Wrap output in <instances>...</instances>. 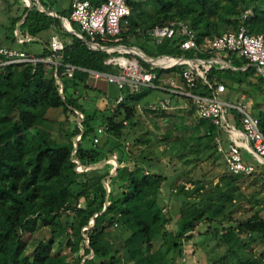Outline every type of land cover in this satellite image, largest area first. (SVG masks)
Wrapping results in <instances>:
<instances>
[{"label": "trees", "instance_id": "trees-1", "mask_svg": "<svg viewBox=\"0 0 264 264\" xmlns=\"http://www.w3.org/2000/svg\"><path fill=\"white\" fill-rule=\"evenodd\" d=\"M126 1L132 13L121 41L99 42L109 48L138 46L149 58L166 56L176 62L138 57L143 67L157 73L156 83L191 66L199 74L195 93L214 95L217 78L229 90L245 83L264 94V72L256 79L258 68L248 60L233 55L232 67L221 68L224 62L216 55L181 48L179 34L161 43L148 35L149 29L171 21L188 23L199 46L242 25L250 33H264V0ZM29 2L33 6L24 9L27 15L19 25L22 36L54 29L65 37L63 64L79 69L67 77L60 65L57 78L44 63L35 71L29 64L0 68V264H186L180 261L185 244L193 256L202 252L198 264H264V248L258 254L251 249L254 243L264 244V216L256 211L246 219L234 218L248 202L251 210L258 204L244 187L261 182L264 189V164L258 161L251 175L223 171L215 183L197 177L198 163L218 153V136L232 131L200 118L191 101V107L177 110L184 113L182 125L175 124L178 129L169 128L162 137L169 143L175 136V152L167 163L155 159L150 129H139L150 113L168 121L175 112L148 108L144 102L155 90L151 87L133 91L127 86L124 100L110 103L106 92L89 83L88 72L118 74L120 68L107 62L110 54L66 28L71 6L59 17ZM11 26L13 31L15 24ZM140 40L151 42L153 51ZM49 53L47 42L38 55ZM199 60L214 61L204 75ZM224 69L230 72L229 81L220 76ZM232 115L241 127L238 113ZM256 115L264 132V110ZM99 126L104 131L94 143Z\"/></svg>", "mask_w": 264, "mask_h": 264}, {"label": "built area", "instance_id": "built-area-1", "mask_svg": "<svg viewBox=\"0 0 264 264\" xmlns=\"http://www.w3.org/2000/svg\"><path fill=\"white\" fill-rule=\"evenodd\" d=\"M131 13V7L126 0H105L100 4H94L91 0H72L70 18L66 19L67 29H71L70 21L78 24L81 32H74L73 34L87 43L100 45L102 49L110 54L107 62L120 68L118 74L88 70L90 76L117 86L120 94L116 99V104L124 100L122 91L127 86L133 91H139L142 87H151L155 90H163L171 97H182L185 100L184 108L191 107L192 103L200 118L211 121L218 128L226 124L228 130L232 132L237 130L236 118L232 115L233 111H236L239 115L238 121L241 124L239 136L251 152L257 156L259 161L264 164V132L260 128L259 117L251 113L250 104L246 102L245 96L235 102L224 100L221 96L226 93L227 86L217 78L214 80L216 85L214 95L195 93L193 89L197 87L199 74L191 66L185 68L178 75L165 77L163 83L158 84L156 83V80L159 79L157 73L143 67L138 59L139 56L149 58L144 51L143 55L142 53L131 51L122 45L109 48L100 44L99 41L104 43L121 41L122 37L120 34L124 26L129 24ZM176 34L183 37L181 48L185 50L198 49L202 52L214 54L229 67H232L231 59L229 58L236 55L248 60L250 65H255L262 72L264 71V33H250L247 27L242 25L236 31L210 38L202 46H199L196 32L185 21H171L166 25H156L148 30L150 39L155 43H161L165 38H172ZM70 41L68 39V42ZM65 45L64 40L58 35H53L50 39V53L46 56H39L13 47L0 46V68L15 64H29L34 67L33 71H35V67L39 63H44L49 69L54 71L58 78V68L63 65L65 68L63 74L67 77H72L75 70L79 69V67L70 63L63 64ZM128 53L133 57L126 56ZM159 58L158 60L151 58L148 60L167 62L166 60L168 59L166 56ZM197 62L203 65L202 74L204 75L214 61L199 60ZM175 63L172 61L171 64ZM169 96L150 103L148 108L167 111L174 109L172 98ZM142 105L145 106L143 103L138 105L141 110H143ZM103 131L104 128L99 126L94 137V143L99 142ZM216 145L217 151L224 157L227 171L246 175L254 173L256 165L245 159L242 149L238 145L229 143L226 147L220 136L216 140ZM186 259L184 261L182 259L181 263L185 262Z\"/></svg>", "mask_w": 264, "mask_h": 264}, {"label": "rangeland", "instance_id": "rangeland-1", "mask_svg": "<svg viewBox=\"0 0 264 264\" xmlns=\"http://www.w3.org/2000/svg\"><path fill=\"white\" fill-rule=\"evenodd\" d=\"M62 1H68V0H62ZM65 3V2H63ZM37 6V5H36ZM39 8V6L37 7ZM41 8V7H40ZM42 9V8H41ZM6 10L9 11V8L7 7ZM43 10V9H42ZM6 11V15H7V12ZM44 11V10H43ZM46 12V11H45ZM9 26V25H8ZM7 26V28H8ZM75 28H77L78 30H80L81 32V29L79 27L78 24L74 23L73 25ZM1 30V28H0ZM9 30H11L9 28ZM9 42V41H7ZM12 42H9V44H11ZM139 44L141 46H143L148 52H151L153 51L154 49V45L149 42V41H146V40H140L139 41ZM12 45V44H11ZM13 47H17L19 49H23V50H26V51H30V52H33V53H36L38 52L39 50V45L37 42L35 41H32V42H28V43H22L21 41H17L16 43H14ZM137 48H139L137 46ZM232 60V57L229 58ZM223 64V63H222ZM221 68H224V67H229L227 64L224 63V65H221L220 66ZM258 68V67H257ZM229 70H223L220 72V76L221 78H223L224 80H227L229 81L230 80V74H229ZM263 75V72L258 68V70L255 71V78H261ZM256 79H253L254 82H257ZM264 80V79H262ZM262 84H264V81H262ZM246 90V92H245ZM159 91H162V90H153L151 93H150V96H155V95H158V94H161V92ZM163 92V91H162ZM229 93L231 94H226V95H222L221 97L224 99V100H229V101H236L237 99H241L242 96H245L246 98V102H248L250 104V111L252 114H257L259 110H264V95L263 93H261L260 91H258L256 88H252L250 87L248 84H243L242 85V88L240 87V89L237 87V85L235 86V88L233 87V89H231V91H229ZM237 97V99H236ZM152 103V102H151ZM142 108L144 110V105H142ZM178 109L180 108H174L170 111L172 112H175V115L173 117H171L170 120L166 121L164 116H160V117H153V114H149L148 118L145 119V127H141V129H139V131H145V129H150L149 131H151V138H152V141H153V149L155 150L154 152V155L155 156V159L157 158H165L164 160L166 161V163L169 161V158L167 159L166 157L169 156L175 152L174 150V147L172 145L171 142L174 141L175 139V136H171V142L167 143L165 141L162 140V137L164 136V134L167 132V130L169 128H173L175 130H177L178 128L176 127V125H182V118L184 117V113L182 112H179L177 111ZM188 122V121H187ZM190 122V121H189ZM188 122V123H189ZM98 125L100 123H97ZM176 124V125H175ZM184 126V125H183ZM238 130H241V127L237 124L236 125ZM185 128V127H184ZM186 130V129H185ZM185 133V132H184ZM190 134L189 132L186 133V135ZM230 136H231V140L232 141H235L234 144L238 145V146H242L244 141L241 139V137L236 134L235 132H229ZM98 143V142H97ZM219 156V157H218ZM218 156H211L208 160H205L203 162H199L198 163V166L196 167V169H194V173L197 177L199 178H205L206 179H210L213 181V183L217 182L218 181V175L220 173H222L223 171H227L226 169V164H225V161H224V157H222L221 154H219ZM216 157H218L216 159ZM250 162L254 163L255 165L258 163L259 159L257 158V156H253V157H250L249 158ZM195 162H191V164H194ZM182 167L181 164L178 165V168ZM154 169H157V165H155ZM168 170V168H167ZM221 170V171H220ZM179 179H181L179 177ZM185 182V181H184ZM186 185L188 187H191V184L190 183H186ZM209 187H211L209 184H208ZM261 186H262V183H257V185L255 186H251L250 188L244 187V190H245V193L248 197H250V195L252 193H254L253 195V198L254 200H258V204L254 205V208H249L251 207L252 204H250L248 202V204H246V206H244V208L242 210H239L238 212H236L234 214V218H237V219H246L248 218L249 216H251L254 212L256 211H259V213L261 215L264 216V189H261ZM168 194V193H166ZM254 200L252 199V203H254ZM180 203L179 202H175V210L177 211L178 209L180 210ZM224 219V218H223ZM224 221H228L227 219H224ZM173 226H175V223L173 222L171 225L169 224V227L172 228ZM40 235V233H39ZM38 235V236H39ZM201 242V241H200ZM199 242V243H200ZM185 248H186V254L184 253L185 256H183L181 259H183V261L186 259V264H198V261L199 259L202 257V252H198V255L196 256H193L189 251V248L187 244H185ZM264 248V244L263 243H254L252 245V251L255 252V253H260ZM201 255V256H200ZM182 261V260H180Z\"/></svg>", "mask_w": 264, "mask_h": 264}, {"label": "crops", "instance_id": "crops-1", "mask_svg": "<svg viewBox=\"0 0 264 264\" xmlns=\"http://www.w3.org/2000/svg\"><path fill=\"white\" fill-rule=\"evenodd\" d=\"M29 1L30 0H0V28H1V30H0V46L13 47L14 43L17 42L16 40H14V37L19 38L22 43H28V42L35 41L39 45V47H38L39 50L36 53H33V52H30V53L38 55V54L43 52L44 48L46 47L47 42H50V39L53 35H58L64 41H65V39H64L65 37L60 35L54 29H48L46 31H43L42 33H40L36 37H34L32 35L28 36L27 38L23 37L21 34V31L19 29V25L23 23V20L27 15V13L24 12V9L26 7L31 8L33 6V4ZM71 1L72 0H68L67 2L62 1V0H33V3L35 5L41 7L44 11H46L47 14L56 15V16L61 17L64 12H67L70 9ZM63 2H65V3H63ZM7 7L9 8V11L6 10ZM6 11H8L7 15H6ZM19 17H21V19H19ZM66 19H65V25H66ZM13 24H15V29L12 31L11 25H13ZM71 25L72 24H70V28H71ZM7 26H8V28H7ZM9 28L11 30H9ZM7 41L12 42L11 43L12 45L9 44V42H7ZM120 45L130 49L131 51L141 53V52H139V50L137 48L133 49V48L128 47L127 45H124V44H119V46ZM13 48H17V47H13ZM17 49H19V48H17ZM21 50H23V49H21ZM166 61H167L166 63L171 64L173 60H170L168 58ZM164 80H165V78H161V83H163ZM89 83L92 86L106 92L110 101H111L110 103H114L116 101V98L120 94V90L117 88V86L115 84L108 83L105 80L96 79L92 76H89ZM162 91H159V92H161V94H158L155 96H148V98L146 99V101L144 103L150 104L151 102H156L159 99H163V98H166L169 96V94L167 92H165V91L162 92ZM229 91H231V90H229L227 88L226 93H224L223 95H226L227 93L231 94V93H229ZM169 97H171V96H169ZM171 98H172V102H173L172 104L174 105V108L185 109L184 108L185 100L182 97L173 96ZM236 99H237V97H236ZM188 124H190V126L194 125L191 120ZM238 135H239V133H238ZM220 137L222 138L224 146H226V147L229 143L235 142V141L231 140V136L227 130L223 131L221 133ZM239 147L242 149L243 155L247 161H250L249 160L250 157H253V156L255 157V155L251 152V150L248 148V146L246 145L245 142L243 143L242 146H239ZM219 154H221V153L218 152L215 155L218 156ZM222 157H223V155H222Z\"/></svg>", "mask_w": 264, "mask_h": 264}, {"label": "water", "instance_id": "water-1", "mask_svg": "<svg viewBox=\"0 0 264 264\" xmlns=\"http://www.w3.org/2000/svg\"><path fill=\"white\" fill-rule=\"evenodd\" d=\"M70 31H71L72 33L76 32V31H73V30H71V29H70ZM140 52L144 55L143 51H140ZM145 55H146V56H149V55L146 54V53H145ZM151 59H156V60H158V59H160V58H159V57H153V58H151ZM110 160H114V161H115V169L118 168V161H117L115 158H111V159H109V161H110ZM113 174H115V172L112 173L111 175H113Z\"/></svg>", "mask_w": 264, "mask_h": 264}]
</instances>
